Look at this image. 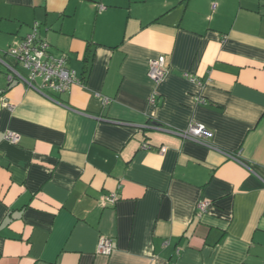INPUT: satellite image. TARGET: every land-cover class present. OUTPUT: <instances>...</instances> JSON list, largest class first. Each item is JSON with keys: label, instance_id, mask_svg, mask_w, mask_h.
<instances>
[{"label": "crops", "instance_id": "crops-1", "mask_svg": "<svg viewBox=\"0 0 264 264\" xmlns=\"http://www.w3.org/2000/svg\"><path fill=\"white\" fill-rule=\"evenodd\" d=\"M36 23L82 84L0 98V264H264V0H0L1 86Z\"/></svg>", "mask_w": 264, "mask_h": 264}, {"label": "built area", "instance_id": "built-area-1", "mask_svg": "<svg viewBox=\"0 0 264 264\" xmlns=\"http://www.w3.org/2000/svg\"><path fill=\"white\" fill-rule=\"evenodd\" d=\"M105 8L100 7L103 11ZM12 64L5 63L9 69L6 75V86L0 85V98L5 97L9 85L14 81L25 84L28 88L48 96L47 94H68L76 85L82 84L76 72L69 69L68 57L56 55L51 50V45L40 38V24L36 23L32 32L21 41L15 42L5 53ZM168 73L167 58L164 56L152 60L149 66L148 77L155 84L161 83ZM192 82L196 79L191 78ZM158 94L152 93L149 103L156 106ZM105 103H109L106 100ZM7 107L10 105L7 104ZM186 139L201 144H208L213 139V132L201 124H191L187 130L179 133ZM5 139L11 144L20 143V136L14 132H8ZM147 147V146H145ZM118 200L116 193H112L103 201V207L114 206ZM209 203L202 201L197 205V211L205 212ZM97 253L111 257L114 253L113 240L110 237L102 236L98 242Z\"/></svg>", "mask_w": 264, "mask_h": 264}, {"label": "trees", "instance_id": "trees-1", "mask_svg": "<svg viewBox=\"0 0 264 264\" xmlns=\"http://www.w3.org/2000/svg\"><path fill=\"white\" fill-rule=\"evenodd\" d=\"M53 52V51H52Z\"/></svg>", "mask_w": 264, "mask_h": 264}]
</instances>
